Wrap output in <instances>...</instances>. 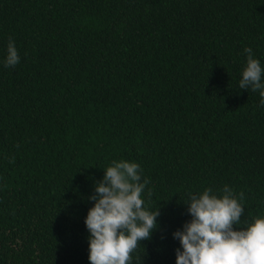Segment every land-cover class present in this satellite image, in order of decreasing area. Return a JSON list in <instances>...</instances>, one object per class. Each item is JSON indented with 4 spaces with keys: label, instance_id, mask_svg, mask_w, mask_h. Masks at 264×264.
Here are the masks:
<instances>
[{
    "label": "trees",
    "instance_id": "16d2710c",
    "mask_svg": "<svg viewBox=\"0 0 264 264\" xmlns=\"http://www.w3.org/2000/svg\"><path fill=\"white\" fill-rule=\"evenodd\" d=\"M245 48L264 70V0H0V264H90L88 197L113 161L139 164L161 213L130 264H176L190 193L227 185L234 229L264 218Z\"/></svg>",
    "mask_w": 264,
    "mask_h": 264
},
{
    "label": "clouds",
    "instance_id": "9594fccd",
    "mask_svg": "<svg viewBox=\"0 0 264 264\" xmlns=\"http://www.w3.org/2000/svg\"><path fill=\"white\" fill-rule=\"evenodd\" d=\"M244 51L247 64L239 88L259 91L264 105V70L252 57L251 48ZM19 62L18 51L9 38L4 66ZM148 183L142 180L139 164L124 160L113 161L103 179L96 182L94 194L88 197L94 206L85 218L90 233V264H130L138 244L151 239L161 213L159 207L149 211L144 206L141 194ZM212 192L208 188L202 194H189L185 204L191 220L172 234L181 245L176 249V264H264V218H255L251 224L244 221L246 227L234 229L242 223L241 203L227 185L220 198ZM239 199H244L242 192Z\"/></svg>",
    "mask_w": 264,
    "mask_h": 264
}]
</instances>
